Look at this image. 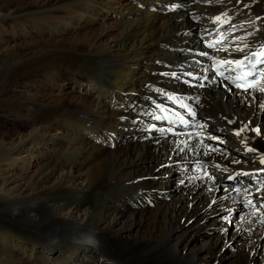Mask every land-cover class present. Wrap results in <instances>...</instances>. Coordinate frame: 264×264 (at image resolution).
Segmentation results:
<instances>
[{
	"label": "bare ground",
	"instance_id": "bare-ground-1",
	"mask_svg": "<svg viewBox=\"0 0 264 264\" xmlns=\"http://www.w3.org/2000/svg\"><path fill=\"white\" fill-rule=\"evenodd\" d=\"M13 3L0 114L27 121L15 137L2 121L0 264H264V96L211 69L264 47V0ZM181 100L200 116L171 138L157 118Z\"/></svg>",
	"mask_w": 264,
	"mask_h": 264
},
{
	"label": "rangeland",
	"instance_id": "rangeland-1",
	"mask_svg": "<svg viewBox=\"0 0 264 264\" xmlns=\"http://www.w3.org/2000/svg\"><path fill=\"white\" fill-rule=\"evenodd\" d=\"M56 2H59V1H62V0H55ZM125 1H123L122 2V4L124 3ZM17 4H15V3H13L12 4V0H0V8H8V9H11L13 6H16ZM14 11H18V9H15ZM117 20V18L116 17H114V18H110L108 21H106V23H109V22H113L112 24L113 25H115L116 26V24H115V22L114 21H116ZM104 24L105 23H98L95 27H97V28H102V26H104ZM20 26H17L16 28H19ZM23 29H18L17 30V32H16V34L17 35H23L24 34V31H22ZM84 31V30H83ZM83 31H77V32H73V34H71V36H73L74 34H78V33H82ZM115 31H113V32H111L110 33V36H113V35H115ZM113 34V35H112ZM68 38H70V36H68ZM33 40H38V38L36 37V36H32V39L31 40H28V41H33ZM27 41V42H28ZM20 47L19 48H24V47H26L25 46V43L23 42V41H21L20 43ZM16 51H18V50H16ZM1 68H2V63H0V85L4 82V80H6V78L9 76L7 73H4L2 70H1ZM1 72H2V74H1ZM2 78V79H1ZM67 91H70V88H60V87H58L56 90H55V92H53L54 93V95H57V97H59V96H61L62 95V93L64 94L65 92H67ZM60 94V95H59ZM1 111V110H0ZM12 111V112H11ZM9 112V113H8ZM6 114H7V116H11V118H8V117H6V116H3L2 114H0V133H1V131H2V121L4 120H12V122L10 121L9 123H10V125L7 127V130H6V132H8V134L7 135H10V137H15L16 135H17V132L19 131V130H21V126H23L24 125V122L25 121H27L25 118H23V117H20L19 115H15L14 116V111H13V107H12V109L11 108H9V109H6V112H5ZM11 113V114H10ZM264 113V112H263ZM14 119V120H13ZM14 121V122H13ZM213 126H215V127H219L220 126V129H221V125H219L215 120H213L212 121V123H211ZM21 125V126H20ZM14 135V136H13ZM114 138L115 139H118L119 140V143L121 142H123V145H128V143H132L133 141H136L135 140V137L132 135V134H124V135H119V134H116V135H114ZM137 138V137H136ZM112 150H113V148H112ZM43 155V156H42ZM47 155H48V153L47 152H44V153H41V155L39 156V158L38 157H36V158H38V159H40V158H47ZM39 164V165H38ZM42 164H44V161H42V160H37V161H35L34 162V164H33V166H32V170L30 171V173L28 174V176H26L28 179H31V178H33V176L34 175H36V173H37V171L39 170V167L40 166H42ZM246 171H249V170H246ZM235 172V171H234ZM233 172V173H234ZM257 173H262V172H257ZM261 176H264V174L262 173V174H260ZM240 176V175H239ZM242 176V175H241ZM228 179H229V177H228ZM228 179L226 180V182H225V184H229V186H232V185H230V183L228 182ZM233 187H235V186H233ZM229 193H231V190H229L228 191ZM232 193H234V192H232ZM234 194H237V193H234ZM225 214V213H224ZM235 217H240V216H235ZM235 221H237V220H234V222ZM235 223H237V222H235ZM233 229V230H232ZM232 231H234V229L235 228H233L232 227ZM203 239H201L200 238V241H199V243H202L203 241H202ZM66 244L67 243H65V245L64 246H66ZM247 244H246V242H244V239H242V238H240V237H238L236 240H234V241H232V243H230L228 246H227V248H226V251L227 250H229V252L230 253H232V254H237L238 252H240V249L242 248H247ZM245 250V249H244ZM226 261V262H225ZM224 262L225 263H223V264H235V261H234V258L233 257H229V258H227V260H225Z\"/></svg>",
	"mask_w": 264,
	"mask_h": 264
},
{
	"label": "snow or ice",
	"instance_id": "snow-or-ice-1",
	"mask_svg": "<svg viewBox=\"0 0 264 264\" xmlns=\"http://www.w3.org/2000/svg\"><path fill=\"white\" fill-rule=\"evenodd\" d=\"M254 55H255V54H254ZM262 55H264V53H262ZM261 62H262V61L257 60V63H261ZM236 64L242 66V65H243V61H236ZM253 67H255V65H253ZM245 75H246V76H252L253 73H252V72H247ZM257 83H258V82H257ZM240 86H241V85L237 84V87H240ZM255 87H256V83H250V84L248 85V88H255ZM245 91H247V88H245ZM260 91H264V88H261Z\"/></svg>",
	"mask_w": 264,
	"mask_h": 264
}]
</instances>
